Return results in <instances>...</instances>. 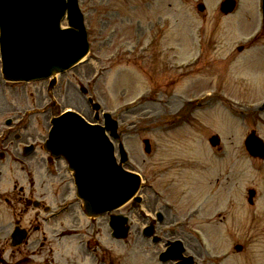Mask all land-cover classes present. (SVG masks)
<instances>
[{
    "label": "rangeland",
    "instance_id": "obj_1",
    "mask_svg": "<svg viewBox=\"0 0 264 264\" xmlns=\"http://www.w3.org/2000/svg\"><path fill=\"white\" fill-rule=\"evenodd\" d=\"M197 1L97 0L94 6L93 4L92 6L89 5L92 8L91 12L96 17L92 26L96 27L97 24L98 11L96 6L103 9L110 8L109 17L111 19L107 27L109 30L118 29L117 34L119 35L106 39L108 33H105L100 39L99 45H96L99 48V61L92 64L94 57L91 55L87 62L82 63L78 68L75 67L73 72L62 77H74L78 73L82 83H84L88 79V75L93 73L95 67L108 66L103 80L101 79L97 85L96 95L105 111L108 109L115 110L126 102L129 104L124 112L126 129L129 130L128 149L132 159L138 163L142 170L149 171L150 174L153 170L160 178L158 185L163 186L161 189L166 197L172 191L174 184L179 186L182 175L191 170V166L186 160L194 148H192L193 144L189 140L190 137L186 138L185 136L190 132L192 133L193 130L199 131L201 136H206V134L216 130L214 129V121H221L225 127V130L221 132L223 146L231 155L241 154L244 156L245 161H241L242 158L240 160L236 158L235 169H227L228 173L223 176L225 180L218 183L214 182L208 198L195 204L201 209L202 215L192 218L190 225L201 230L203 240L199 237H192L189 249L195 254L196 259L202 260L204 264H264V161L251 159L243 150V137H245L246 127H249L250 124L233 118L232 109L238 110V108L222 102L212 109L210 108L208 112H195L190 123V130L187 129L185 132L179 133L178 138L169 137L156 128L174 116L170 114L173 103H168L171 100L169 90H175L177 93L173 94V97H177L178 95H189L193 89L196 91L192 94H196L209 87H216L223 96H231L234 101L239 86V82H235L239 77L234 74V70L238 69L235 59L241 57L236 51V47L238 44L241 45L247 41L249 34L252 35L259 28V23L261 26L258 0H238L241 15L235 21L230 20L232 19L231 16L224 17L220 14L218 7L221 0L215 4L212 0H199L198 2H203L205 5V11L201 13L196 10ZM189 15L194 17L191 20V38L189 41H192L189 46L194 44L197 46L199 43L206 45L203 52L207 53L209 65L205 68L209 72L205 71L206 73L187 77L185 73L187 66L185 65L194 56L186 59L189 47H186L184 52H179V50L182 45H185L183 44L184 40H188L184 32L189 25ZM237 23H240L241 30L237 31L234 28ZM244 25H251L253 28L246 32ZM92 29L95 31L94 28ZM179 32L181 33L180 36ZM124 49L130 50L132 53L125 54L123 53ZM176 49L177 51H175ZM138 55H143V58L140 59L144 60H135ZM197 62L199 61H194V66ZM261 63L257 64L253 76L259 86L260 79L264 76V64ZM127 66L133 67L141 79L145 77L144 73L147 74L148 69H153L161 76L160 85L154 87L155 90L151 92L145 91V86L141 90V82L127 72ZM112 67L114 69L119 68L121 71L116 70L114 72L111 80L115 82L112 89L106 88L108 91L106 92L103 88L106 86L105 81H109L108 76L111 74ZM72 73L75 75L73 76ZM147 76L153 88L152 83L155 74L150 72ZM253 77L245 75L240 78L244 82ZM190 78L192 80H188ZM66 81L69 85L72 84L68 80L64 82ZM38 88H43V86L39 84L24 86L20 90L19 88L0 86V123L2 116L7 114L5 105L9 106L11 101L17 102L19 108L38 104L36 101L41 100V98L32 96L36 90L38 91ZM161 88H164V91L160 92ZM259 88L256 87L252 90ZM198 89L199 91H197ZM73 90H75L73 86L68 87V92ZM122 90L129 92L130 95L119 96ZM141 92L147 95L144 99L142 98L143 104L140 106L143 108L140 106L134 108L135 104H131V102L136 96L142 95ZM12 94H17L18 98L15 99ZM261 96L262 92L259 90L256 96H246L241 101L248 104L256 102L255 100ZM74 98L71 96L70 99H67V104H64L65 107L76 108L85 115H89V104H87L86 98L78 92V89ZM167 105L170 106L167 107ZM177 108L178 105L175 106V110ZM41 121L44 122V116L33 122L35 129L33 126L28 129L31 137L44 132L40 130L42 126L44 127ZM122 127L123 123L121 124ZM201 128L206 130L202 131ZM144 138H147L152 145H157V154H144L143 143H141ZM168 154L178 160L177 164H171L173 170L166 171L168 174H172L171 180L166 176V172L162 174L159 172L158 166L165 165L163 163L165 161L164 156ZM156 162L158 165L155 164ZM240 162L241 165L237 168ZM227 164L228 162L226 166ZM15 166L17 163L14 161L11 168ZM209 168L210 177H212L213 173L216 172V165H210ZM224 169L222 167L223 171ZM226 178H228L227 181ZM249 188H254L257 192L252 206L247 203V189ZM171 197L174 198L173 195ZM171 202H175L177 205L180 202L183 203L181 197L179 201L173 200ZM178 214L181 216L182 212H178ZM173 215L170 216L179 219V216ZM105 238L103 241L109 243L108 237L105 236ZM137 242L143 246L142 240L138 239ZM237 243L244 247L242 253L234 252L233 247ZM74 244L75 241L67 243L68 246ZM143 247L141 250L137 246H126L122 242L112 243L114 256L119 258L121 264H159L154 257V249H157V246Z\"/></svg>",
    "mask_w": 264,
    "mask_h": 264
},
{
    "label": "flooded vegetation",
    "instance_id": "obj_2",
    "mask_svg": "<svg viewBox=\"0 0 264 264\" xmlns=\"http://www.w3.org/2000/svg\"><path fill=\"white\" fill-rule=\"evenodd\" d=\"M3 199L6 204L14 207V211L11 214L12 226L14 228L19 226L25 229L26 235L20 243L14 246L11 245L8 248L0 231V264H75L68 257L61 262L57 259L55 260L46 229L39 221V213L37 211L40 209L35 207L38 205L44 206L45 198L41 199L32 190L31 185L25 189L23 186L18 188L16 184H13L12 188L3 195ZM34 200L36 202L32 203ZM35 210L37 213H35ZM24 220L26 224L22 223ZM59 230L66 231L69 229L61 225ZM97 233V221L92 220L90 225L85 227L84 235L92 238Z\"/></svg>",
    "mask_w": 264,
    "mask_h": 264
},
{
    "label": "water",
    "instance_id": "obj_3",
    "mask_svg": "<svg viewBox=\"0 0 264 264\" xmlns=\"http://www.w3.org/2000/svg\"><path fill=\"white\" fill-rule=\"evenodd\" d=\"M43 1L47 3V7L49 9L52 8L50 5L55 6V3H56L54 2L52 4H49V0H43ZM44 2H42V4H44ZM36 3H37V0H34L33 7H35ZM68 8L70 10V25H71L70 27H73L71 29L73 35L69 37V39H66L65 41L63 40V42L61 41L59 43L50 42L48 45V48L45 49L46 55L44 56V58L47 60L45 63L51 66L50 72H54V71L62 69L65 63L66 65H69L73 61H77L85 53V52L81 53L82 52L81 46H80V42L78 41V38L84 37V35H83L82 27H81V30L77 28V26L80 23L79 22L80 20L77 22V18H76L77 15L76 13H74V11H76L75 6L73 5L72 8L69 6ZM18 12L19 10L16 9L13 12V17L16 16ZM62 13L63 11L61 12V14ZM60 18L61 16H57L56 17L57 21H59ZM12 23H16V21H13ZM2 34H4L3 35V38H4L6 35L4 32V29H3ZM9 36L11 38L15 37L16 39L18 37V36L16 37L15 35H9ZM76 36L77 38H74ZM61 37H64V34L61 35ZM5 44L6 43H3L2 46H4ZM3 55L5 57V61H3L5 73L13 78H20V77L25 78V73H27V69H29V65H30L29 58L21 55L18 50L13 51V53L12 54L10 53L9 55L5 53L4 51ZM70 56H72L70 58V61L66 62L65 59ZM55 130L58 132V134H56L55 137L53 138V141H56V143H64L65 142L64 138H67V137H68L67 141H70V143H73L75 141L72 138L74 134L71 130H67V132H65L64 130L61 129L60 126L56 127ZM74 138L77 140L76 137ZM121 180L122 181L118 189L119 190L118 194L121 196V199H126L129 196V193H131V191L136 187L137 181L135 179L131 180L129 177L125 178L123 176H121ZM129 183L133 184L132 188L129 187L130 186ZM81 188L85 190L87 187L83 186V183H82ZM122 189H124L123 192H122Z\"/></svg>",
    "mask_w": 264,
    "mask_h": 264
},
{
    "label": "bare ground",
    "instance_id": "obj_4",
    "mask_svg": "<svg viewBox=\"0 0 264 264\" xmlns=\"http://www.w3.org/2000/svg\"><path fill=\"white\" fill-rule=\"evenodd\" d=\"M20 3H22V2L13 3L11 13L7 14L6 17L3 16V21H4V23L7 24V23H10V22H13V21H17V20H14V19L12 18V12L15 10V8L18 7V4H20ZM22 22H23V25L20 27L21 29H23V28L25 27V24H24V21H23V20H18V24H21ZM24 31H25V30H24ZM80 174H83V173L80 172ZM80 174H79L78 176H79V178L82 180L83 177H82Z\"/></svg>",
    "mask_w": 264,
    "mask_h": 264
}]
</instances>
